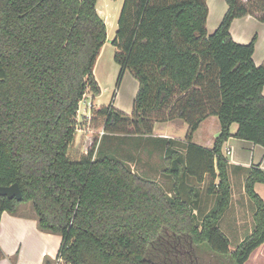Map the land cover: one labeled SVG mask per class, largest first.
I'll list each match as a JSON object with an SVG mask.
<instances>
[{
    "label": "trees",
    "instance_id": "1",
    "mask_svg": "<svg viewBox=\"0 0 264 264\" xmlns=\"http://www.w3.org/2000/svg\"><path fill=\"white\" fill-rule=\"evenodd\" d=\"M96 3L0 0V187L17 184L23 197H0V215L30 202L39 230L61 237L55 261L43 264H199L206 250L245 264L264 243V203L254 191L264 171L247 169L254 226L230 253L219 225L231 200L221 147L236 124L234 138L264 148V62H253L255 39L237 44L229 29L246 15L264 18L225 0L227 10L210 34L207 0H124L111 44L118 82L126 70L138 82L132 113L91 107L89 127L104 134L72 161L79 104L87 92L100 93L93 70L106 25ZM210 116L220 133L208 149L191 140ZM174 119L187 125L182 146L151 136L154 122ZM129 128L138 143L147 135L162 151L169 194L134 173L109 145L125 143ZM206 176L218 180L206 189L214 197L208 209L197 186Z\"/></svg>",
    "mask_w": 264,
    "mask_h": 264
},
{
    "label": "rangeland",
    "instance_id": "2",
    "mask_svg": "<svg viewBox=\"0 0 264 264\" xmlns=\"http://www.w3.org/2000/svg\"><path fill=\"white\" fill-rule=\"evenodd\" d=\"M123 1L124 0H97L96 3V11L98 12L99 16L103 18L106 25V43L101 48L99 57L93 70L94 78L98 82V85L100 87V93L98 96H95V100L93 101L94 95H92L90 92H87L83 99L84 101L82 102L81 107L78 108L75 136L68 150V157L72 161H78L82 157V155H86L87 150L90 149L103 134V129L94 131L89 127L88 120L91 107L108 105L115 106L116 104V106L123 113L126 112L128 115L132 113L133 101L136 95L138 82L128 70L123 72L121 79L118 82L120 66L114 62L116 48L111 44V41L117 30V21ZM218 1L220 3L222 1L224 3L225 0ZM237 1L238 5L243 6L248 10L256 11L258 12L257 15L259 17L264 18V3L262 0ZM214 30L209 31V33L211 34ZM158 117L164 116L162 115ZM154 123L152 124V129L150 132L151 136ZM96 125L97 128H99L101 126V123L97 122ZM183 127L185 128L187 127V125L183 124ZM127 131L129 136L126 135V138H124L125 143L120 144L118 142L119 139H117L118 141H116L109 138L104 141L105 146L107 145V142L111 140L109 142V145L112 148L117 147L118 157L128 162L134 173L140 176H147L148 178L156 181L164 189V191L169 194L172 186V181L168 179V177L163 173L164 165L162 151L157 150L158 148H154L153 144L150 141L151 137L144 135L141 137V140L143 141H139L138 143L135 136V131L132 128H129V130ZM125 132L124 134H127ZM169 132H172L173 136L178 137H181L184 134V131H181L179 129L174 132L172 131V129H170ZM209 134L211 135V133ZM133 144H138L139 147L135 149L134 147H132ZM178 148H180V146ZM237 177L238 176L233 177V184H231L234 195H237L236 201L230 200L229 208L224 213L219 224L221 230L229 240L230 253H232L237 244L245 237V235L251 232L254 226L252 221L253 205L245 195V193L242 194L241 190L237 189L239 180L237 179ZM211 182L217 184L218 181L216 179H210L206 176L203 183L197 185L199 187L198 189L200 190L202 199L201 206L204 209L210 208L214 202L213 196L205 194L206 189ZM190 183L196 185V182H194V180ZM26 205L27 207L32 209L30 202L26 203ZM261 247H264V245L262 244ZM201 251L204 250L201 249ZM262 253H264V248ZM199 256V264H231L228 257H215L207 250L202 253L200 252ZM253 257L254 254L245 264H264V260H262L261 257Z\"/></svg>",
    "mask_w": 264,
    "mask_h": 264
},
{
    "label": "crops",
    "instance_id": "3",
    "mask_svg": "<svg viewBox=\"0 0 264 264\" xmlns=\"http://www.w3.org/2000/svg\"><path fill=\"white\" fill-rule=\"evenodd\" d=\"M207 8L208 15L205 28L209 33V31L216 29L219 25L227 10V5L225 1L220 3L218 0H207ZM229 32L233 41L240 45H246L255 39L253 62L256 66H260L264 62V22H260L254 15H246L233 20ZM96 83L98 85L97 81ZM137 90L138 87L136 93ZM82 102H80L79 107H81ZM113 107L121 111L116 104ZM125 114L127 113L125 112ZM183 124L185 123L178 119L167 122H155L152 136L171 139L181 145L187 133V127L184 128ZM170 129L173 132L179 129L184 131V134L181 137L173 136V133L169 132ZM236 130L237 125L232 124L229 128L231 136L223 143L221 153L228 162L230 185L233 184V177L238 176L237 189L244 194V180L247 175V169L255 165L264 171V148L251 142L234 138L232 135L236 133ZM219 133L220 126L217 117L210 116L199 124L192 135L191 141L203 148L211 149ZM232 190L231 185V200L236 201L237 195H234ZM254 191L264 203V184L255 183ZM60 244L61 237L59 235L39 230L34 211L27 207L26 204L18 206L14 214L3 212L0 215V249L5 255L0 264H43L46 258L55 261ZM261 246L250 257L254 254L253 258L257 256L264 260V253H262L264 247Z\"/></svg>",
    "mask_w": 264,
    "mask_h": 264
},
{
    "label": "water",
    "instance_id": "4",
    "mask_svg": "<svg viewBox=\"0 0 264 264\" xmlns=\"http://www.w3.org/2000/svg\"><path fill=\"white\" fill-rule=\"evenodd\" d=\"M0 197H6L9 200L15 199L17 202L23 200L21 191L17 184H13L9 187H0Z\"/></svg>",
    "mask_w": 264,
    "mask_h": 264
},
{
    "label": "built area",
    "instance_id": "5",
    "mask_svg": "<svg viewBox=\"0 0 264 264\" xmlns=\"http://www.w3.org/2000/svg\"><path fill=\"white\" fill-rule=\"evenodd\" d=\"M100 134H101V133H100ZM103 134H104V133H103ZM103 134H102V135H103Z\"/></svg>",
    "mask_w": 264,
    "mask_h": 264
}]
</instances>
